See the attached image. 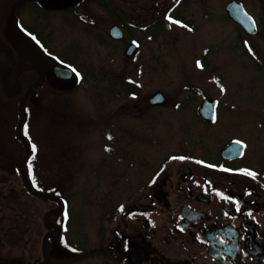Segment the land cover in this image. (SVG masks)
I'll return each mask as SVG.
<instances>
[{
    "label": "rangeland",
    "instance_id": "rangeland-1",
    "mask_svg": "<svg viewBox=\"0 0 264 264\" xmlns=\"http://www.w3.org/2000/svg\"><path fill=\"white\" fill-rule=\"evenodd\" d=\"M11 1L0 0V7ZM108 1L117 16L109 15L95 0L83 1L76 12L75 7L51 10L31 4L21 13L29 30L70 69L75 68V83L70 87L40 84L26 91L22 102L32 98L25 130L37 148L33 177L39 180L40 190L54 189L67 197L66 215L73 226L69 236L78 243L82 232L91 233L86 214L97 217L100 212L98 202L88 196L90 184L96 185L89 193H100L101 184L111 177L142 178L147 167L153 172L171 156L200 152L208 144V138L206 144L198 141V135L209 129L197 116L202 98H216L219 114L264 115V0H238L260 24L253 36L228 17L226 5L231 0H181L174 12L186 21L179 23L162 11L158 18L164 16L171 29L164 28L156 39L124 27V23L143 27L156 20L146 8L131 10L127 2ZM163 1L168 8L177 6V0ZM114 23L125 29L121 40L109 36ZM137 38L139 51L129 58L126 48ZM8 40L15 42V36ZM119 78L139 86L140 95H114L115 89L119 93L120 84L115 83ZM3 89L0 80L2 164L12 159L19 162L25 153L15 134L21 102ZM156 91H162L167 100L154 107L148 98ZM226 128L240 131L233 124ZM18 174L13 166L0 171V204L1 197L5 199L0 214L8 216L0 224V256L8 260L25 257L38 242L42 252L43 219L55 206L49 198L31 193ZM119 194L121 201L126 192ZM59 262L65 263L63 257Z\"/></svg>",
    "mask_w": 264,
    "mask_h": 264
},
{
    "label": "flooded vegetation",
    "instance_id": "flooded-vegetation-1",
    "mask_svg": "<svg viewBox=\"0 0 264 264\" xmlns=\"http://www.w3.org/2000/svg\"><path fill=\"white\" fill-rule=\"evenodd\" d=\"M83 1L68 0L49 9L75 7L76 12ZM31 4L43 5L40 0H13L5 8L0 7V80L5 93L20 102L26 91L40 84L58 85L50 73L49 61L43 60L56 53L48 46L41 47L38 37L24 24L21 13ZM129 4L142 7V3ZM257 26L259 32L260 24ZM12 35L13 43L8 40ZM136 40L140 46L141 40ZM19 90V97L15 96ZM30 99L26 103L27 121ZM205 100L202 98L196 110L198 119L209 127L198 135L201 144H206L208 138L200 152L175 154L153 172L147 167L144 177L136 180L111 177L107 184H101L97 194L89 193L96 185L90 184L88 196L98 202L100 212L97 217L86 214L91 233L82 232L79 243L69 236L73 230L70 215H66L69 200L59 195L65 209H59L61 203L53 200L55 206L46 212L42 252L38 242L25 257L8 260L0 256V264H62V257L64 264H264V115L219 114L217 101L215 118L208 120L200 111ZM230 124L240 131L230 132L226 128ZM25 134L32 143L26 165L34 172L37 148L27 130ZM236 144L239 152L225 153ZM204 148L211 151L206 153ZM173 159H177L175 164ZM0 164V171H7L5 163ZM32 182L39 187V180L33 176ZM121 191L126 195L120 201ZM4 201L1 197L0 208ZM7 220L8 216L0 214V224Z\"/></svg>",
    "mask_w": 264,
    "mask_h": 264
},
{
    "label": "water",
    "instance_id": "water-1",
    "mask_svg": "<svg viewBox=\"0 0 264 264\" xmlns=\"http://www.w3.org/2000/svg\"><path fill=\"white\" fill-rule=\"evenodd\" d=\"M67 1L68 0H40V2L43 5L48 4V6H57L58 4H64ZM226 11H227L228 16L231 19H233L235 22H237L239 25H241L248 35H255L257 33L256 21L246 11L243 4L239 3L237 0H232L227 4ZM165 26L167 30H170L171 26L168 22L165 23ZM110 36L111 38L115 40H121L124 38V31L121 28V26L114 25L110 29ZM137 50H138V43L132 42L126 48L125 54L127 57H133L135 56ZM43 60L49 61L50 73L53 76V78L56 80V82L58 83L59 87H62V88H65L68 86L70 87L72 84L75 83L76 75L74 71L69 69L65 64L58 62L54 57H51V56H47L46 58L44 57ZM6 81L7 79H5V84L7 85ZM166 100H167V97L162 91H157L149 97V103L151 105H161V104H164ZM216 102L217 101L215 99H211V98L203 102L201 106V110H200L203 118L208 119V120H214ZM26 122H27V110H26L25 101H23L20 104V119L17 125V137L24 144L25 156L22 161H19V162L9 161L8 163H5L3 167L7 168L9 166H13V167L17 166L18 168H20L22 172V178H23L24 184L31 193H33L36 196H45L47 198H52L54 200L60 201L61 202L60 209L63 210L65 208V205L62 203L63 200L59 196L55 195L54 193L40 191L36 189L32 184L29 172L27 170V165H26L32 153L31 141L24 133V125ZM238 145L236 144L226 149L225 153L239 152L241 149L237 147Z\"/></svg>",
    "mask_w": 264,
    "mask_h": 264
},
{
    "label": "trees",
    "instance_id": "trees-1",
    "mask_svg": "<svg viewBox=\"0 0 264 264\" xmlns=\"http://www.w3.org/2000/svg\"><path fill=\"white\" fill-rule=\"evenodd\" d=\"M112 2H114L115 4H118L117 2H127V3H143L142 7H131V10H135L137 8H146L149 12V14L153 15L154 17H157L156 20L152 21L150 24L145 25L143 28H140L139 30L142 31L143 33H145V35H147L148 38L151 39H156L163 31V29L165 28V24H164V18H158V16H160L161 12L163 11V14L165 16V14L168 15V17H172V19L178 21L179 23H184L186 20L184 17H182L181 15H176L174 12V9H176L180 4H182L181 0H177V6L174 7H167V2L163 1L162 3H160V1L162 0H111ZM96 3L99 4L100 6H102L105 11L107 13H109V15L111 16H117V12L116 9L112 8L109 5V1L108 0H96ZM48 7V8H46ZM40 8H46L49 9V6L47 4L45 5H41ZM125 28L128 29V31L133 32L136 29H138L136 26H133L129 23H124ZM149 30H151V33H148ZM37 36V35H36ZM38 37V36H37ZM39 45L41 47H43V45L45 47H47V43L44 42L41 38L38 37ZM57 55V54H56ZM56 59H59L60 61H62L58 56H53ZM64 62V61H62ZM71 65V64H70ZM115 83L117 85V83L120 84V88H119V93H117V89H115L114 95L117 96H121V97H130V96H139L140 95V87L137 86L135 83L133 82H125L124 79H115ZM124 95V96H122Z\"/></svg>",
    "mask_w": 264,
    "mask_h": 264
},
{
    "label": "snow or ice",
    "instance_id": "snow-or-ice-1",
    "mask_svg": "<svg viewBox=\"0 0 264 264\" xmlns=\"http://www.w3.org/2000/svg\"><path fill=\"white\" fill-rule=\"evenodd\" d=\"M73 71H75L74 69H73ZM77 75H78V73H77ZM237 144H239V142H237ZM33 151H35V146H33ZM247 174H249V175H254V173H247ZM122 210V209H121ZM239 210V209H238Z\"/></svg>",
    "mask_w": 264,
    "mask_h": 264
}]
</instances>
